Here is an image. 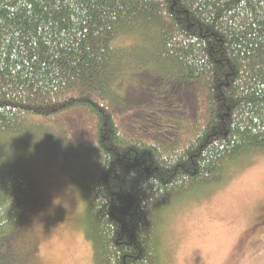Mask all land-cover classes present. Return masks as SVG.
<instances>
[{
	"label": "trees",
	"instance_id": "trees-1",
	"mask_svg": "<svg viewBox=\"0 0 264 264\" xmlns=\"http://www.w3.org/2000/svg\"><path fill=\"white\" fill-rule=\"evenodd\" d=\"M260 150L264 0H0V264H37L51 176L91 264H169L178 207Z\"/></svg>",
	"mask_w": 264,
	"mask_h": 264
},
{
	"label": "rangeland",
	"instance_id": "rangeland-1",
	"mask_svg": "<svg viewBox=\"0 0 264 264\" xmlns=\"http://www.w3.org/2000/svg\"><path fill=\"white\" fill-rule=\"evenodd\" d=\"M130 85L129 96L141 97V83L133 78ZM182 98L187 95L181 93ZM84 122L86 117L80 112L65 121L75 130L71 135L81 141L92 138ZM228 177L221 187L204 190L187 204L178 205L165 232L173 248L169 264H264V237L256 238L245 228L251 222L256 226L255 216L264 217V150L238 162ZM60 179L49 177V200L44 198L50 204L44 201L43 220L31 249L37 253V264H91L90 248L80 231L81 223L76 222L81 218L80 192Z\"/></svg>",
	"mask_w": 264,
	"mask_h": 264
}]
</instances>
